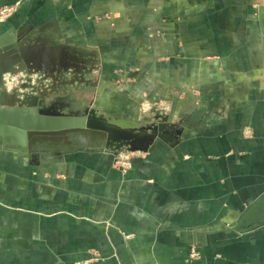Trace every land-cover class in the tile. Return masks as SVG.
<instances>
[{
    "label": "crops",
    "instance_id": "1",
    "mask_svg": "<svg viewBox=\"0 0 264 264\" xmlns=\"http://www.w3.org/2000/svg\"><path fill=\"white\" fill-rule=\"evenodd\" d=\"M14 4L0 34L57 18L46 35L93 50L108 122L147 127L145 99L166 114L126 170L110 151L1 149L0 264H264V0Z\"/></svg>",
    "mask_w": 264,
    "mask_h": 264
},
{
    "label": "water",
    "instance_id": "2",
    "mask_svg": "<svg viewBox=\"0 0 264 264\" xmlns=\"http://www.w3.org/2000/svg\"><path fill=\"white\" fill-rule=\"evenodd\" d=\"M49 28H53L59 38L62 36L57 18L39 26L38 34L34 38H26L16 33L14 28L0 34V88L6 73L43 72L57 78V75L68 72L72 67L78 68V57L73 55L71 48L57 43L56 37L46 35ZM117 120L119 118L116 122ZM116 127L131 130L118 135V129L114 130ZM135 128L136 126H118L108 121L106 126H98L91 121L90 115H65L54 108L33 107L25 111L0 107V150L29 153L32 157L31 163L35 164L39 163L41 156L36 147L49 142L68 143L70 136L79 133L90 136L94 134L98 139L102 137L108 146L121 141L116 144L119 151L123 149L121 144H124L132 152H148L157 134L146 130L134 131ZM8 141L19 147H8ZM99 150L105 151L107 148Z\"/></svg>",
    "mask_w": 264,
    "mask_h": 264
},
{
    "label": "rangeland",
    "instance_id": "3",
    "mask_svg": "<svg viewBox=\"0 0 264 264\" xmlns=\"http://www.w3.org/2000/svg\"><path fill=\"white\" fill-rule=\"evenodd\" d=\"M4 6H13L15 11L17 10V4L14 5H4ZM2 6V7H4ZM1 8V7H0ZM15 13V12H14ZM13 13V14H14ZM12 16V15H11ZM10 17V16H9ZM7 19V18H6ZM5 19V20H6ZM38 34L37 31L27 38H34ZM49 36V34H47ZM50 37L54 38V36L50 35ZM57 43L64 44L61 40L56 39ZM68 45V44H66ZM73 55L78 57V68L72 67L68 72L64 74L57 75V78H53L51 75L45 74L43 72H28L21 71L18 73H6L3 77V85L0 90V107L6 108H19L22 110H29L30 108H54L56 111L65 114V115H73V116H91V121L94 125L98 126H106L107 120L112 118L114 114L107 113L106 108L102 106L107 105L106 98L104 100L99 101L100 109L98 111H94L91 108V98L88 97L87 94H90L95 89V80L97 79L96 74L99 72L98 58H96L95 53L91 48H83L81 50L74 49L70 45ZM19 76L18 80H14V76ZM101 108L103 110H101ZM140 115L146 116V112L152 110L155 112V118H148V125L145 127V120L140 121L136 119L134 116L129 115L126 118L131 120L139 121V128H135L134 131H147L150 133H156L153 126H155L156 122H152L159 117H162L163 114H166V107L158 101H150L149 99H145L141 102L140 105ZM105 110V111H104ZM148 110V111H147ZM118 129V135L121 132L130 131V129H121L116 127L114 130ZM125 130V131H124ZM116 139H119L117 135L114 136ZM0 140V144H1ZM98 143L102 147L109 148V146L116 145L121 143L117 142L114 144H110L109 146L105 143V140L101 138H96L93 134L83 135L79 133H75L70 136L68 143L56 142L54 144L47 143L36 147L38 151H44V149L48 150L49 155L43 154L44 159H54L56 155L55 152H58L63 145H66V149H84L85 147L95 146ZM8 147H19L16 143L12 141H8ZM65 146V147H66ZM123 149L119 151L122 154L131 155L133 158L136 156L137 152H132L128 150L126 145H122ZM24 154L22 152H17ZM29 154V153H28ZM119 153L116 154V157ZM30 159L32 160L31 155L29 154ZM116 160V159H115ZM116 166H119V163H115ZM121 165V164H120ZM128 169V168H127ZM94 255L89 258L78 259L74 264H78V262L82 264H91L93 261L100 259L97 252L93 253ZM196 256V255H195ZM194 256V257H195Z\"/></svg>",
    "mask_w": 264,
    "mask_h": 264
},
{
    "label": "built area",
    "instance_id": "4",
    "mask_svg": "<svg viewBox=\"0 0 264 264\" xmlns=\"http://www.w3.org/2000/svg\"><path fill=\"white\" fill-rule=\"evenodd\" d=\"M15 9L13 6H4L0 8V22L8 18L9 16L13 15ZM20 75L14 76V80H18ZM119 163V167L122 169H127L132 166L133 157L128 154H122L119 152L118 156L116 157L115 163ZM121 164V165H120ZM196 253L191 252V256H195ZM78 264H82L78 262Z\"/></svg>",
    "mask_w": 264,
    "mask_h": 264
},
{
    "label": "flooded vegetation",
    "instance_id": "5",
    "mask_svg": "<svg viewBox=\"0 0 264 264\" xmlns=\"http://www.w3.org/2000/svg\"><path fill=\"white\" fill-rule=\"evenodd\" d=\"M67 144V143H66ZM66 145H63L62 147H61V149H64V148H67V146L65 147ZM101 148H104V147H102V146H100L98 143H96V145L95 146H89V147H85L84 149H89L88 151H96V152H99L100 150L99 149H101ZM60 149V150H61ZM59 150V151H60ZM105 151H110V152H113V153H115V154H117V153H119V149H117V147H116V145H112V146H109V148H107V150H105ZM41 154H49L48 153V150L47 149H44V151L42 150V151H39Z\"/></svg>",
    "mask_w": 264,
    "mask_h": 264
}]
</instances>
